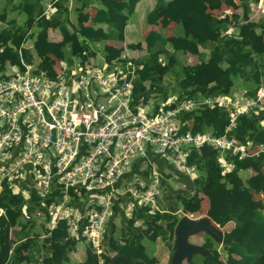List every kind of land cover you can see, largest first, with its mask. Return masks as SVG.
Listing matches in <instances>:
<instances>
[{"label": "trees", "instance_id": "16d2710c", "mask_svg": "<svg viewBox=\"0 0 264 264\" xmlns=\"http://www.w3.org/2000/svg\"><path fill=\"white\" fill-rule=\"evenodd\" d=\"M5 2L4 11L0 13V74H5L11 66L25 70L26 65H31L35 67V74L46 73L47 77L54 78L55 67L60 61L70 67L79 64L82 70L89 66L102 67L106 61L123 73L134 70L128 77L133 82L132 108L135 111L139 106L150 104L155 94L162 102L172 97H177L179 102L220 95L236 98V94L245 99L255 98L264 83V43H260L264 39V19L250 18L251 5L260 0H156L147 23L159 30L151 31L144 43L127 44H124L126 30L140 0ZM47 2L54 10L51 17L46 15ZM71 2L74 5L71 6ZM96 3L98 7L94 6ZM171 4L178 14L172 20L174 32L169 34L167 25L162 23V13L169 11ZM236 5L242 9L241 13L234 9ZM222 7L233 8L232 16L220 20L207 12L208 8ZM89 9H93L91 14L87 12ZM88 14L90 18L85 21ZM16 16H24V22ZM185 17L192 22L188 31L182 21ZM53 28L58 29L61 36L55 47L50 45L49 33ZM259 30L263 32L259 34ZM29 40L32 45L26 46ZM127 50L140 51L143 55L127 57ZM188 55L196 57L200 63L187 64L184 57ZM128 62L131 67H127ZM171 79L174 86H170ZM241 81L245 88L236 93L235 88ZM229 119V113L219 108L184 114L183 120L188 123L184 132L221 137ZM263 123L264 110L241 115L229 137L242 144L250 141L264 144ZM202 151V156L194 149L189 154V166L197 170L194 179L173 167L166 172L170 166L157 160L166 176L164 197L160 200L163 212L137 208L135 221L161 224L146 239L162 240L171 250V264L174 253L171 241L179 219L192 210L200 213L204 208V196L214 202L220 192L228 190L232 200L226 206L218 204V209L213 208L209 215L221 228L233 223L234 231L226 232L221 238L220 251V242L215 245L216 241L204 234L201 246L211 254L197 255L184 264H259L264 260V212L255 206L254 198L264 195V156L233 158L236 169L223 178L217 162L218 152L209 146ZM246 168L253 173L243 177L241 170ZM173 179L184 189L171 188L168 184ZM55 195L45 201L25 184L2 182L0 209L4 214L0 217V264H45L49 258L53 264H71L70 255L79 250L80 241L70 237L66 221H60L56 230H48L51 221L48 208ZM37 216L44 221L40 231H37L38 222L35 223ZM140 235L132 222L120 227L111 225L107 247L113 253L128 256V259L117 260L116 264H160L156 257L149 256ZM257 239L263 244H256ZM87 252L89 259L75 264H92L96 258L91 255L90 245ZM110 259L107 257L105 264H110Z\"/></svg>", "mask_w": 264, "mask_h": 264}, {"label": "built area", "instance_id": "2783aa9c", "mask_svg": "<svg viewBox=\"0 0 264 264\" xmlns=\"http://www.w3.org/2000/svg\"><path fill=\"white\" fill-rule=\"evenodd\" d=\"M20 71L0 74V189L7 180L35 189L45 201L56 194L48 208V230L66 221L70 237L91 246L92 264H105L114 255L106 243L113 216L131 219L136 208L163 212L166 176L151 157L173 163L194 179L191 149L199 156L205 146L216 150L223 178L236 169L233 158L264 154V144L249 142L250 154L229 137L241 115L264 110V89L246 102L226 95L182 102L172 97L151 113L150 104L132 108L134 87L128 76L134 70L123 73L106 61L86 70L60 61L54 78L35 74L31 65ZM215 108L230 116L223 136L184 132V114ZM136 158L149 168L140 172L136 162L129 170Z\"/></svg>", "mask_w": 264, "mask_h": 264}, {"label": "crops", "instance_id": "0c3cea01", "mask_svg": "<svg viewBox=\"0 0 264 264\" xmlns=\"http://www.w3.org/2000/svg\"><path fill=\"white\" fill-rule=\"evenodd\" d=\"M263 2H259V3H257V4H252L251 5V10H252V6H257V5H259V4H261L262 3V5H264V0H262ZM142 2V0H140V3ZM143 2H145V5L147 6V7H152V10L154 9V7H155V5H156V0H143ZM139 3V4H140ZM175 3V2H174ZM173 3V4H174ZM138 4V5H139ZM173 4H171V6H170V10L169 11H167V12H165V13H162V23L164 24V25H167V28H166V30L168 31V33L169 34H171V33H173L174 32V28H175V26H174V24L172 23V20L174 19V17L175 16H177V14H178V12L174 9V6H175V4H174V6H173ZM72 5H74L73 4V2H71V6ZM2 6V0H0V7ZM95 7H98L99 6V4L98 3H96L95 5H94ZM263 8V7H262ZM137 9H138V6H137V8H136V11H137ZM232 9L233 8H231V9H228L227 7H222L221 9H215V8H208L207 9V12H208V14L209 15H211V16H215V17H217L218 19H220V20H224L226 17H228V14L232 11ZM254 9V8H253ZM53 8H51L50 10H49V14H47V11H48V8H47V11H46V15L48 16V17H51L52 15H53ZM151 10V11H152ZM216 10H219L218 12L216 11ZM93 11V9H91V12ZM150 11V12H151ZM87 12H89V11H87ZM91 12H89L90 14H91ZM149 12V13H150ZM220 12V13H219ZM221 12H223L224 14L223 15H221ZM148 13V14H149ZM228 13V14H227ZM238 13H241L240 12V9L238 10ZM252 13H253V10H252ZM252 15V14H251ZM148 16V15H147ZM87 19H89L90 18V15L88 14L87 16H85ZM253 17V16H252ZM252 17H251V20H253L252 19ZM254 20H263V19H254ZM182 21H183V23H184V26H185V28H186V30L188 31V30H190V27H191V24H192V22H191V19L190 18H183L182 19ZM139 22H141V27L140 28H138L137 26H136V24H139ZM131 27H135L136 29L135 30H132L133 32H137V30H139L140 32L142 31V33H141V36H142V38L144 39V38H146V36L151 32V31H158L159 29V27H157V26H152V25H149L148 23H147V17L144 19V20H142V18L140 17L139 19H135L134 20V17H133V19L131 20V22H130V24L128 25V27H127V30L129 31V28H131ZM127 30H126V33H127ZM51 32H52V30H50V39H51ZM132 35H134V34H132ZM60 40H61V36L58 38V39H55V42H60ZM144 43V42H143ZM263 43H264V39H263ZM132 53H142V52H140V51H131ZM130 57H136L135 55H133V56H130ZM138 57V56H137ZM184 60L187 62V64H189V65H194V64H197V63H200V61L196 58V57H194V56H191V55H188V56H185L184 57ZM162 61L163 62H165L163 59H162ZM11 67H13V66H11ZM18 68V67H17ZM240 86L242 87V88H240ZM240 86H237L236 88H235V92L236 93H239V92H243V88H245L244 86H242V81L240 82ZM261 89H264V83H263V85L260 87ZM236 96L238 97L237 99H245V98H243L241 95H238V94H236ZM263 109H264V107H263ZM244 172H248V173H250V174H252L253 173V171L251 170V169H243L242 171H241V174L244 176V177H247L246 176V174L244 173ZM249 174V175H250ZM227 192H228V194H227ZM255 198L257 199H255V206L257 207V208H259L260 210H262L263 212H264V195H258V196H255ZM217 200H218V202H217ZM216 201H214V202H211L210 203V205L209 206H207L206 205V207H204L203 208V213L200 215V216H198V217H193L192 215H187V216H189L190 218H192V219H195V220H199V219H201V218H203V217H209L210 219H211V221H212V223L222 232V236L221 237H223L224 236V234L226 233V232H231L233 229H234V225H233V223H230V224H228L226 227H224V228H221L220 226H218L215 222H214V220L211 218V216L209 215L210 214V212H211V210H213V208L214 209H218L217 207H218V204H220V205H222V206H226L227 205V203L229 202V201H231L232 200V193L231 192H229L228 190H226V193L225 192H221V194L218 196V199H217ZM191 213H194V215H197L198 214V212H191ZM185 216V215H184ZM37 222H38V224H37V228H39V226L41 227V223H42V220L40 219V218H37ZM177 224V223H176ZM170 225L171 224H168V226L170 227ZM124 226H126V224H124ZM160 226H161V224L159 223V222H154V223H149V224H144V223H137L136 225H135V227H137V228H135V230L137 231V232H139V233H141V238H143L144 239V241L146 240V238H147V235L148 234H150V233H152V232H154V231H156V230H158L159 228H160ZM234 231V230H233ZM108 233H110V228L108 229ZM204 237H205V235H204V233H201V238H202V240H204ZM162 241V240H161ZM160 240H159V242H161ZM173 241H174V239L171 241V244H172V248H173ZM159 242H156V243H159ZM162 243V242H161ZM255 243L256 244H258V245H262L263 243H262V241L260 240V239H257L256 241H255ZM145 244V243H144ZM196 244V243H195ZM199 245H202V243H198ZM197 244V245H198ZM162 245H163V247H164V252H163V255L161 256V258H159V261H160V264H170V255H171V250H170V248L169 247H167L166 246V244H164V243H162ZM222 245H223V243L222 242H220L219 243V251L221 250V248H222ZM13 246H14V244H13ZM89 246V244L87 243V242H79V244H78V248H79V250L75 253H72L71 255H70V257H71V261H72V263L71 264H75L77 261L78 262H82L83 260H86V259H89V254H88V252H87V247ZM153 257H155V256H153ZM157 258V257H156ZM45 264H53V262H52V258H49V259H46L45 260ZM259 264H264V260L263 261H261Z\"/></svg>", "mask_w": 264, "mask_h": 264}, {"label": "rangeland", "instance_id": "374dc122", "mask_svg": "<svg viewBox=\"0 0 264 264\" xmlns=\"http://www.w3.org/2000/svg\"><path fill=\"white\" fill-rule=\"evenodd\" d=\"M237 2V1H236ZM237 4H238V2H237ZM46 5H48V2L46 3ZM6 6V2H5V0H2V6L0 7V13H2L3 11H4V7ZM263 7V8H262ZM254 8V9H253ZM234 9H240V12H242V9L241 8H239L237 5L234 7ZM234 9H232V10H234ZM152 10V7H147L146 5H145V2H143V0H142V2L138 5V9H137V11H136V14H135V16H134V20L135 19H139L140 17L142 18V20H144L146 17H147V15H148V13L150 12ZM252 10H253V13H252V15H251V17H252V19L254 20V19H264V5H262V3L261 4H259V5H257V6H252ZM53 11V10H52ZM87 11H89V12H91V9H89V10H87ZM217 12L219 11V10H216ZM238 11V10H237ZM53 13H54V11H53ZM220 13V12H219ZM224 13L223 12H221V15H223ZM226 14V13H225ZM224 14V15H225ZM228 14V13H227ZM232 14V12H230L229 14H228V17H230V16H232L231 15ZM85 15V14H84ZM18 19H19V21L22 23V22H24V19L25 18H22V17H24V16H22V17H18V16H16ZM250 17V18H251ZM84 20L86 21L87 20V18L86 17H84ZM136 26L138 27V28H140L141 27V22H139V24H136ZM136 28L135 27H131V28H129V31L127 30V33H126V36H125V42H124V44H127V43H129V42H133V43H138V42H144V40H145V38L143 39L142 38V36H141V33H142V31L140 32L139 30H137V32L135 31V32H133L132 30H135ZM261 32H263L262 30H259L258 31V33L259 34H261ZM132 34H134V35H132ZM60 37V33H59V30L58 29H56V28H53L52 29V32H51V39H50V45H54V44H56L57 45V43L58 42H55V39H58ZM263 41V38L261 39V41H260V43ZM32 45V41L31 40H29L28 42H27V44H26V46H31ZM120 46H122V45H120ZM125 46V45H124ZM259 47L258 48H261V46L260 45H258ZM54 47H55V45H54ZM133 55H135L136 57L138 56V57H140V56H142L143 54L141 53H132L131 51H129V50H127L126 51V56L127 57H130V56H133ZM62 62V61H61ZM76 65H78V64H76ZM75 65V66H76ZM89 67H92V66H89ZM98 68H101V65L100 66H98ZM8 73L9 74H11V75H16V74H21V71H20V69L19 68H17V67H9L8 68ZM171 81H172V84L170 85V86H174L173 85V79H171ZM100 88V87H99ZM261 90V88L258 90V92ZM258 92H257V94H258ZM257 94H256V96H257ZM235 98V97H234ZM236 98H238V97H236ZM244 100V102H246V100L247 99H243ZM162 102V100L160 99V97L157 95V94H155V95H153L152 96V101L150 102V105L152 106V108H151V113H154V111H155V109H156V107L158 106V105H160V103ZM251 113H253V111L252 112H250V113H248V114H251ZM263 125H264V123H263ZM250 142H252V144H254V145H256L253 141H250ZM249 143V142H248ZM248 143H246V144H243L244 145V147H245V149L250 153V154H252L248 149H247V145H248ZM260 145H263V144H259V145H256V146H260ZM255 146V147H256ZM256 149H254V151H255ZM261 156H264V154H261V155H255V156H251V155H249V156H247L246 158H249V157H261ZM245 158V159H246ZM157 160H159V159H157V158H155V157H151L150 158V161L151 162H153L154 164H155V166L157 167V169L159 170V171H161L160 170V168H159V164H158V162H157ZM161 161V160H160ZM137 162V165L139 166V168H140V172H143V171H145L147 168H149V164L146 162V161H144V162H142V161H140V160H138L137 158L136 159H132L131 160V163L129 164V170L130 169H132L133 168V164L134 163H136ZM161 162H164V161H161ZM166 165H168V166H170V167H167L166 168V172H169V170H170V168L171 167H173V168H175V169H177V167L173 164V163H169V164H167L166 162H164ZM165 167V166H164ZM264 169V168H263ZM149 170V169H148ZM178 170V169H177ZM137 171H139V170H136V169H134L132 172L133 173H140V172H137ZM150 171V170H149ZM242 171V170H241ZM162 172V171H161ZM163 173V172H162ZM245 174H246V176L248 177L249 176V174L250 173H246V172H244ZM185 175V174H184ZM243 176V175H242ZM176 179H179L176 175L174 176ZM244 177V176H243ZM171 188H173L175 191H179L180 189H184V186H181V184L176 180L175 181V179H173V180H170L169 181V184H168ZM18 190L17 189H15V192H17ZM225 193H226V191H225ZM221 194V192L219 193V195ZM254 199H256V198H254ZM86 200V199H85ZM202 200H203V202H202V204L204 205V207H206V205L207 206H209L210 205V203H211V201H210V199L208 198V197H203L202 198ZM257 200V199H256ZM137 209V208H136ZM136 209L134 210V212H133V217L131 218V219H124V216H123V214H121L120 213V215L118 214V215H115V216H113L112 218H111V220L109 221V224H108V228H110L111 227V225L112 224H115L117 227H120V226H122V225H124V224H129L130 222H132L133 224H134V226L137 224V223H144V224H148V222H142V221H135V219H134V217H135V212H136ZM193 209V208H192ZM204 211V210H203ZM203 211H201L200 213H198L197 215H194V213H191V212H189V214H187V215H192L193 217H198V216H200L202 213H203ZM192 212H193V210H192ZM183 214H182V212L179 214V216L181 217ZM2 215H0V217H1ZM51 217V216H50ZM37 218H41V220H42V223L44 222L43 221V218L42 217H38L37 216ZM182 218V217H181ZM180 218V219H181ZM179 219V220H180ZM179 222V221H178ZM177 222V223H178ZM35 223H37V221L35 222ZM42 223H41V225H42ZM177 225V224H176ZM176 227V226H175ZM39 228H41L40 226H39ZM37 229V231H40V229ZM135 228H137V227H135ZM204 240H205V238H204ZM204 240H202V238H201V235H199L198 234V236L196 235H193V236H191L190 237V243H192V244H198V243H203V241ZM161 241V240H160ZM157 242H159V240L157 241ZM162 243H163V241H161ZM161 242H159V243H156V242H152V241H150V240H145L144 241V246L146 247V250H147V253L149 254V256H155V257H157V259H158V261H159V258H161V256L163 255V252H164V247H163V245H162V243ZM199 245V244H198ZM215 245H217V242L215 243ZM115 254H117V253H114V255ZM113 255V256H114ZM112 256V257H113ZM78 262V261H77ZM71 263H72V261H71ZM159 263H160V261H159ZM66 264H70V263H66Z\"/></svg>", "mask_w": 264, "mask_h": 264}, {"label": "water", "instance_id": "95a60500", "mask_svg": "<svg viewBox=\"0 0 264 264\" xmlns=\"http://www.w3.org/2000/svg\"><path fill=\"white\" fill-rule=\"evenodd\" d=\"M204 233L214 239L216 242H221L222 232L212 223L209 217H203L199 220L183 216L177 223L174 230L173 241V257L171 264H184L191 261L195 256L210 255L211 252L203 246L190 243V237ZM119 259H128L126 254H115L110 259V264H116Z\"/></svg>", "mask_w": 264, "mask_h": 264}]
</instances>
